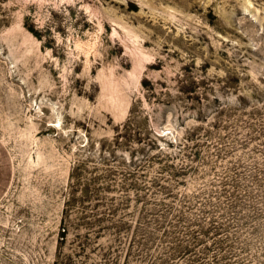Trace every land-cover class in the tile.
Returning <instances> with one entry per match:
<instances>
[{"label":"rangeland","instance_id":"1","mask_svg":"<svg viewBox=\"0 0 264 264\" xmlns=\"http://www.w3.org/2000/svg\"><path fill=\"white\" fill-rule=\"evenodd\" d=\"M0 264H264V0H0Z\"/></svg>","mask_w":264,"mask_h":264},{"label":"trees","instance_id":"2","mask_svg":"<svg viewBox=\"0 0 264 264\" xmlns=\"http://www.w3.org/2000/svg\"><path fill=\"white\" fill-rule=\"evenodd\" d=\"M136 108V105L133 104L127 121L123 124V128L117 130L112 142L117 147L128 146L130 143H137L143 146V149L155 151L156 161L160 164V174L168 173L169 170H167V165L164 164V162H168V160L172 159L173 155L166 150L164 146L162 147V145L158 143V140L166 134L161 135L154 129L149 130L146 127L145 119L141 122L133 121V118L136 116V111L138 110ZM88 191V189L84 190L86 194Z\"/></svg>","mask_w":264,"mask_h":264}]
</instances>
